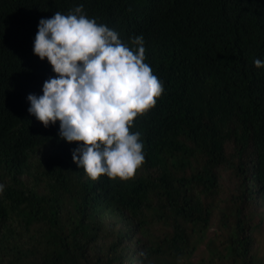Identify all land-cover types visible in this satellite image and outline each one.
<instances>
[{
	"label": "trees",
	"instance_id": "obj_1",
	"mask_svg": "<svg viewBox=\"0 0 264 264\" xmlns=\"http://www.w3.org/2000/svg\"><path fill=\"white\" fill-rule=\"evenodd\" d=\"M83 5L163 82L145 162L88 179L27 112L55 77L41 19ZM264 0H0V264H264ZM262 241V248L258 242Z\"/></svg>",
	"mask_w": 264,
	"mask_h": 264
},
{
	"label": "clouds",
	"instance_id": "obj_2",
	"mask_svg": "<svg viewBox=\"0 0 264 264\" xmlns=\"http://www.w3.org/2000/svg\"><path fill=\"white\" fill-rule=\"evenodd\" d=\"M32 51L56 75L44 81L42 95L27 96V112L45 128L59 122V138L78 145L72 162L88 179H134L145 156L141 133L131 129L164 92L145 63L142 35L123 42L81 4L66 15L57 11L41 19ZM253 63L264 67L260 59Z\"/></svg>",
	"mask_w": 264,
	"mask_h": 264
},
{
	"label": "rangeland",
	"instance_id": "obj_3",
	"mask_svg": "<svg viewBox=\"0 0 264 264\" xmlns=\"http://www.w3.org/2000/svg\"><path fill=\"white\" fill-rule=\"evenodd\" d=\"M258 245H259V248H262L263 242L259 240Z\"/></svg>",
	"mask_w": 264,
	"mask_h": 264
}]
</instances>
